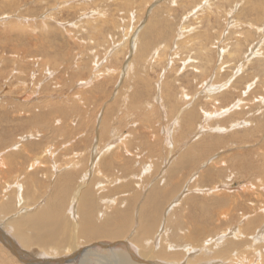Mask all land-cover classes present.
<instances>
[{
    "label": "rangeland",
    "instance_id": "1",
    "mask_svg": "<svg viewBox=\"0 0 264 264\" xmlns=\"http://www.w3.org/2000/svg\"><path fill=\"white\" fill-rule=\"evenodd\" d=\"M206 4L208 7L202 13L201 10ZM78 23L80 24L78 25ZM124 30H127V33ZM185 31L190 33L186 34ZM132 32L133 34H131ZM236 33H241V36L237 37L239 34ZM138 39L139 41H137ZM238 41L239 54L237 57L235 56L237 59L221 55L224 47H228L230 50L234 49ZM138 42L139 46H137ZM177 42H179L178 46ZM261 42L263 43L261 44ZM184 43L190 44L191 47L186 48ZM260 46L261 51L259 50ZM118 48L120 54L116 58H120H112L110 54ZM174 48L179 49L174 50ZM258 52H260L259 56ZM155 53L157 57L154 55ZM176 53H178L177 56ZM171 58L175 65L171 62ZM105 63L107 64L105 65ZM132 64H134L133 67H131ZM150 64L152 65L150 66ZM133 68L135 69L133 70ZM110 71H112V75L114 74L113 76ZM234 73H238V75L236 76ZM215 77L217 78L215 79ZM162 79L165 83L161 81ZM233 79L236 82H233ZM92 80L93 82H91ZM229 80L232 82V88L224 89L223 92L221 86ZM159 82L162 83L160 90ZM250 82L253 83L252 89L254 90L246 88ZM205 84L218 87L221 92L212 90L211 93L209 91L210 94L215 95L210 99L211 96L204 92L206 91ZM161 85L165 87L163 88ZM241 96L249 98L244 113L241 112L242 109L237 110L241 112L239 117L243 118L247 124L231 128V124L228 123L233 119H229L226 115L224 125L228 129L225 127L223 133L213 132V128L215 130L218 125V117L206 121L205 117L203 118L206 111L223 112L231 109L230 107L233 109L235 103L230 102L236 101V98ZM263 102L264 0H0V155L4 153L2 150L7 149L5 150L6 156L2 159H6V165L9 168L0 174V199L7 200L11 204L12 213L9 214L8 219L15 214L16 210L21 212L22 209H25L23 208L25 206H33L29 207L31 213L45 207L44 204L55 207L57 202L55 201L54 205L50 195L57 189V184L60 182L58 173L60 172L55 170L54 166L56 163L66 166L67 164L63 165L64 159H72L77 153L79 158L83 154V157L87 155L84 157L86 158L84 164L86 163L85 165L88 166L87 173L83 176L89 183L86 187L93 190L97 196L98 210L103 212L97 213L98 218H101V222L98 221L99 224H102L109 216L112 221L117 210L127 208H130L129 215L126 217L128 222L133 220V216L137 222L139 221V204H135V201L140 199L141 205L152 186L170 187L167 186L168 183H165L166 178L163 179L161 176L163 172H160L161 169L167 170L163 160L169 155L171 157L169 145L173 143L172 145H177V150H180L195 142L194 147L200 149L196 144L197 140L201 141L202 139L203 143H213V145L208 151L203 152L202 157L197 154L196 157H192L193 163H191L190 169L186 168L178 173L180 174V183L172 182V188L166 193V200H161L160 207L162 209L165 207L164 210L166 209L168 213L170 207L171 209L173 207L171 205L179 197H182V202L171 211L176 216L186 217L188 215L195 219L204 212L202 208L209 207L211 214L220 217V220L216 222L208 220L203 223L204 227H207L205 230H229L230 224L235 227L243 225L247 233V238L244 237V239L246 238V241L249 239L247 245L244 246L250 247L248 252L250 254L245 255L248 261L252 260L253 264V258L262 254V251L264 252V242L258 244L251 242L254 234L263 228L264 221L261 224L262 227L260 224H255V228L244 224L250 216H254V223L264 220V214L260 215V208L264 207V183H262L264 181ZM190 108L196 109L191 110ZM183 110H186L184 115L181 113ZM192 111L197 112L195 120L188 116L193 113ZM238 112L233 115L234 121L239 118ZM112 113L115 114L112 115ZM145 114L150 123L147 120L140 123V115L143 117L146 116ZM178 114L181 115L180 119ZM43 118L45 121L42 122ZM105 121L111 123L110 127ZM39 123L43 124L39 125ZM112 125L113 127H111ZM210 125L213 127L211 128ZM186 126L189 128L187 129ZM92 127L94 131L91 130ZM112 128L115 132L111 130ZM169 128L173 129L169 131V135H166L164 130ZM203 128L206 129L203 130ZM70 131L71 133H69ZM111 131L113 134H110ZM73 132H75L74 136ZM119 141L122 142L121 145L128 143L126 149L122 146L114 151L113 155L107 153L106 156L101 157L100 168L97 172H94L93 169L91 173V159L95 150L104 151L106 142H114L115 145H118ZM142 141H145V144ZM108 143L106 144L108 145ZM53 144H56V147ZM7 146L8 148H6ZM47 146L48 151L54 152V157L50 155L51 152H47ZM79 146L81 147L79 148ZM60 151L66 154L62 156ZM127 151H130L132 155L128 157ZM67 152L69 156H67ZM175 153L174 157L179 156ZM36 156L43 157V160L34 161ZM106 157L108 158L107 163L110 164H108L109 168H106L107 163L103 161ZM38 161H43L42 164H45L38 166L35 163ZM202 161L204 162L202 163ZM0 162H2L1 158ZM143 162L152 164L153 170L151 171L153 173L150 171L144 178H142V174L140 177L142 179H137L135 177L141 170ZM201 163V170L209 164V169H219L220 171L218 173L209 171L211 175L203 178L198 177V173H195L194 177H190V180L188 179L183 185V180L187 176H191V172ZM238 164H244L246 170L241 169ZM175 168L178 169L174 167V170H176ZM1 169H4L3 165L0 166ZM40 170L43 172L41 173ZM66 171L68 170L66 169L63 174ZM130 174H135V176ZM178 174L176 171L175 177ZM195 175H197L198 181L193 184V180L197 178ZM82 178L78 177L71 181V183H75H72L71 186H75L72 187V192L68 191L69 195L66 194L68 198H65L66 211H63L64 215L67 212L69 214V207L71 204L73 207L74 202H77L74 190L78 186L84 185ZM151 178L154 179L151 180ZM68 182L67 180L66 183L70 186ZM15 183H20L26 188L25 191L23 190L24 196L22 197L27 203L23 204L22 208L18 206L19 195L16 193L18 190ZM238 183L241 184L240 187H237ZM223 184H234V186H231L233 188L229 191L224 190L217 194H201L197 191L217 188ZM242 186L245 188L242 189ZM38 187L41 188L37 189ZM177 192L179 193L175 195ZM70 196L75 197L76 200L70 199ZM107 200L110 203H112L111 201L115 203L107 208L105 204ZM129 203L130 205H128ZM134 204L136 205L135 212L131 208ZM79 205L80 203L78 207ZM76 212L78 216V211ZM102 214H104V221H102ZM223 214L226 217H223ZM123 217L125 218V216ZM76 218L79 219V217ZM163 224L164 218H162L158 229L156 228V232L161 231ZM136 226L139 225L136 223L135 227L126 228V237H132ZM162 231V236L170 233V231ZM106 240L110 242L109 239ZM239 240L242 241L243 238ZM99 241L101 240H97V242ZM0 247L3 249L2 244ZM260 251L261 253H259ZM205 259L204 257L202 260H190L196 264L213 260L211 257Z\"/></svg>",
    "mask_w": 264,
    "mask_h": 264
},
{
    "label": "bare ground",
    "instance_id": "2",
    "mask_svg": "<svg viewBox=\"0 0 264 264\" xmlns=\"http://www.w3.org/2000/svg\"><path fill=\"white\" fill-rule=\"evenodd\" d=\"M181 1V0H180ZM173 2V1H172ZM205 2V1H204ZM174 3V2H173ZM175 4V3H174ZM204 5V4H203ZM208 5L206 4L204 6V8L198 9L201 10V12L203 13L205 11V9H207ZM156 8V7H155ZM200 8V7H199ZM198 12V11H197ZM93 13V12H92ZM95 13H97L95 11ZM100 13V12H99ZM98 13V14H99ZM239 13V12H238ZM233 14V13H232ZM230 14V15H232ZM104 15V14H103ZM229 15V16H230ZM90 16V15H89ZM105 16V15H104ZM235 17V16H234ZM86 18V17H84ZM83 18V19H84ZM230 18V17H229ZM94 19V17H93ZM100 19V17H99ZM81 20V19H80ZM96 20V19H95ZM93 20V21H95ZM231 20V19H230ZM235 20V19H234ZM92 21V20H91ZM147 21V20H146ZM82 23V22H81ZM94 23V22H93ZM234 23V22H233ZM80 23H78L79 25ZM87 24V23H86ZM82 25V24H81ZM89 25V24H87ZM91 26V25H90ZM232 26V25H231ZM249 26V25H248ZM15 27V26H13ZM89 27V26H88ZM183 28V27H182ZM181 28V29H182ZM231 28V27H230ZM16 29V27L14 28ZM79 29V28H77ZM263 29V28H262ZM232 30V29H231ZM242 30V29H241ZM125 32L127 30H124ZM143 31V30H142ZM187 31V30H186ZM185 31V32H186ZM14 32V31H13ZM241 32V31H240ZM127 33V32H126ZM180 33V32H179ZM183 33V32H181ZM190 33V32H188ZM186 32V34H188ZM133 34V32L131 33ZM142 34V33H140ZM184 34V33H183ZM234 34V33H233ZM237 35L239 34L240 37L241 33H236ZM144 35V34H143ZM178 35V34H177ZM223 35V34H222ZM125 37V36H124ZM137 37V36H136ZM139 37V36H138ZM176 37V36H175ZM174 37V38H175ZM179 37V36H178ZM184 37V35H183ZM126 38V37H125ZM128 38V37H127ZM221 38V37H220ZM129 39V38H128ZM131 39V38H130ZM137 39V38H135ZM177 40V39H176ZM182 40V38H181ZM180 40V41H181ZM91 41V40H90ZM139 41V39L137 40ZM178 41V40H177ZM125 43V42H124ZM128 43V42H127ZM182 43V42H181ZM218 43V42H217ZM239 43V41L236 43L235 48L234 49H229L228 47H224L221 55H223V57H225L226 55H228L229 57H237V55L239 54V49L237 44ZM263 42H261L262 44ZM126 44V43H125ZM139 42L137 43V46ZM175 44V43H174ZM179 42L176 43V45L178 46ZM93 45V44H92ZM118 45V44H117ZM216 45V44H215ZM124 46V45H123ZM184 46L186 48L191 47L190 44L188 43H184ZM194 46V45H193ZM258 46V45H257ZM94 47V46H93ZM116 47V46H115ZM114 47V48H115ZM120 48V47H119ZM115 49L113 51L112 54H110L112 56V58L114 57L115 59H119L116 58L120 53V49ZM128 48V47H127ZM130 48V47H129ZM128 48V49H129ZM176 48H174L175 50ZM179 49V48H178ZM176 49V50H178ZM124 50V48H123ZM138 50V49H137ZM253 50V49H252ZM251 50V51H252ZM258 50V48H257ZM261 51V46L260 49ZM130 51V50H129ZM134 51V50H133ZM250 51V50H249ZM200 52V51H199ZM131 53V51H130ZM157 53V52H156ZM156 53L154 55H156ZM258 52V56H259ZM128 54V53H127ZM134 54V53H133ZM141 54V53H140ZM246 54V53H245ZM123 55V54H122ZM153 55V54H152ZM176 56L178 55V53L175 54ZM108 56V55H107ZM109 59V57H107ZM121 56V55H120ZM127 56V55H126ZM202 56V55H201ZM134 57V56H133ZM136 57V56H135ZM157 57V55H156ZM205 57V55H204ZM228 57V58H229ZM235 57V58H236ZM105 58V59H106ZM248 58V57H247ZM252 58V57H251ZM156 59V58H155ZM154 59V60H155ZM159 59V57H158ZM162 59V58H161ZM172 59V58H171ZM205 59V58H204ZM220 59V58H219ZM227 59V58H225ZM237 59V58H236ZM235 59V60H236ZM245 59V58H244ZM249 59V58H248ZM125 60V59H124ZM130 60V59H129ZM157 60V59H156ZM200 60V59H199ZM208 60V59H207ZM222 60V59H221ZM108 61V60H106ZM110 61V59H109ZM113 61V60H112ZM118 61V60H117ZM128 61V60H127ZM151 62V61H149ZM170 62V61H169ZM171 62L174 63L173 59L171 60ZM197 62V61H196ZM226 62V61H225ZM251 62V60H250ZM127 63V62H125ZM145 63V62H144ZM188 63H190L188 61ZM200 63V62H199ZM224 63V62H223ZM239 63V62H238ZM244 63V62H243ZM249 63V62H248ZM107 63H105L106 65ZM135 64V63H134ZM131 65V67H133V65ZM141 64V63H140ZM194 64V63H193ZM222 64V63H221ZM246 64V63H245ZM110 65V64H109ZM124 65V64H123ZM138 65V64H136ZM152 64H150L151 66ZM175 65V63H174ZM172 65V66H174ZM220 65V64H219ZM95 66V65H94ZM98 66V65H97ZM122 66V65H121ZM143 66V65H141ZM147 66V65H146ZM244 66V65H243ZM106 67V66H105ZM125 67V66H124ZM127 67V66H126ZM136 67V66H135ZM170 67V66H169ZM97 68V67H96ZM100 68V66H99ZM102 68V67H101ZM104 68V66H103ZM121 68V67H120ZM185 68V67H184ZM241 68V67H240ZM243 68V67H242ZM241 68V69H242ZM245 68V67H244ZM129 69V67H128ZM135 68H133L134 70ZM142 69V68H141ZM238 69V68H237ZM236 69V70H237ZM110 70V69H109ZM126 70V69H125ZM130 70V69H129ZM138 70V68H137ZM143 70V69H142ZM170 70V69H168ZM175 70V69H174ZM180 70V69H179ZM222 70V69H220ZM100 71V70H99ZM103 71V70H102ZM115 71V70H114ZM124 71V70H123ZM171 71V70H170ZM225 71V70H224ZM112 71H110L111 73ZM144 72V71H143ZM147 72V71H145ZM217 72V71H216ZM104 73V72H103ZM106 73V72H105ZM137 73V72H136ZM165 73V72H164ZM107 74V73H106ZM121 74V73H120ZM166 74V73H165ZM215 74V73H214ZM236 76L238 75V73H234ZM105 75V74H104ZM109 75V74H108ZM114 75V74H113ZM111 73V76H113ZM129 75H130V71H129ZM136 75V74H135ZM142 75V74H141ZM145 75V74H144ZM182 75V74H181ZM128 76V74H127ZM163 76V75H162ZM216 76V75H215ZM241 76V75H240ZM110 77V76H109ZM119 77V76H118ZM121 77V76H120ZM134 77V76H133ZM136 77V76H135ZM169 77V76H168ZM214 77V76H213ZM231 77V76H230ZM111 78V77H110ZM126 78V77H125ZM128 78V77H127ZM159 78V77H158ZM180 78V77H179ZM217 77H215L216 79ZM236 78V77H233ZM239 78V77H237ZM241 78V77H240ZM123 79V77H122ZM130 79V78H129ZM143 79V78H142ZM181 79V78H180ZM231 79V78H229ZM98 80V79H97ZM165 80V79H164ZM145 81V79H144ZM163 81V79L161 80ZM221 81V80H220ZM226 81V80H225ZM93 82V80L91 81ZM146 82V81H145ZM157 82V81H156ZM164 82V81H163ZM176 82V80H175ZM180 82V81H179ZM210 82V81H209ZM233 82L234 81L233 79ZM165 83V82H164ZM221 83V82H220ZM223 83V82H222ZM221 83V84H222ZM147 84V83H146ZM149 84V83H148ZM160 83L159 82V90H160ZM249 84V85H248ZM247 87L249 90H251L253 88V83H248ZM213 85V84H212ZM163 88L165 87L164 85ZM170 86V85H169ZM176 86V85H175ZM206 86V94L210 95V99L212 97H214L215 95L210 94V92L212 93V90H216V91H220V89L209 86L208 84H205ZM221 86V85H220ZM82 87V85H81ZM80 87V88H81ZM102 87V85H101ZM145 87V86H144ZM168 87V86H167ZM204 87V86H203ZM236 87V86H235ZM84 88V87H83ZM148 88V87H147ZM215 88V89H214ZM220 88V87H219ZM232 88V82L231 80L227 81L226 83L222 84L221 86V90L224 92V89H231ZM151 89V88H150ZM173 89V88H172ZM101 90V89H100ZM165 90V89H164ZM176 90V89H175ZM185 90V88H184ZM182 90V91H184ZM205 90V89H204ZM228 90V91H229ZM247 90V89H246ZM248 90V91H249ZM254 90V89H252ZM99 91V90H98ZM142 91V90H141ZM146 91V89H145ZM170 91V90H169ZM210 91V92H209ZM235 91V89H234ZM150 92V91H149ZM155 92V91H154ZM221 92V91H220ZM227 92V91H226ZM246 92V91H245ZM146 93V92H145ZM242 93V92H241ZM251 93V92H250ZM147 94V93H146ZM164 94L165 91H164ZM221 94V93H220ZM219 94V95H220ZM252 94V93H251ZM135 95V94H134ZM159 95V94H158ZM183 95H187V94H183ZM196 95V94H195ZM246 95V94H245ZM144 96V95H143ZM167 96V95H166ZM249 96V95H248ZM186 97V96H185ZM139 98V97H138ZM155 98V97H154ZM162 98V97H160ZM134 99V98H133ZM184 99V98H183ZM193 99V98H192ZM196 99V98H195ZM199 99V98H198ZM208 99V98H206ZM163 100V99H162ZM181 100V99H180ZM187 100V99H186ZM205 100V99H204ZM248 100L249 98H243V96L241 97H237L236 101L230 102V103H235V105H233V109L232 107H230L231 109L228 110H224L223 112L220 111H212V112H207L205 113V115L203 116V118L205 117L206 121H210L213 120L214 118L218 117V122H217V126L216 129L214 130L213 128V132L215 131L216 133H223L222 131H224V128L226 127L224 125L225 123V117L226 115L229 117V119H233L231 121H229L231 124V128L232 127H237V126H241V125H246L247 122L244 121L243 118L239 117V115L241 114V112L244 111V109L247 107L248 105ZM135 101V100H133ZM140 101V100H139ZM161 101V100H159ZM170 101V100H169ZM184 101V100H183ZM194 101V100H192ZM252 101V100H251ZM144 102V101H141ZM189 102V101H188ZM139 103V102H138ZM161 103V102H160ZM190 103V102H189ZM195 103V102H194ZM251 103V102H250ZM264 103V102H263ZM132 104V103H131ZM135 104V103H134ZM175 104V103H174ZM193 104V103H192ZM130 105V104H129ZM194 105V104H193ZM213 105V104H212ZM112 106V105H111ZM141 106V104H140ZM143 106V105H142ZM109 108H112L110 106H108ZM129 107V106H128ZM145 107V106H144ZM192 107V106H190ZM195 107V106H194ZM107 108V107H106ZM153 108V107H152ZM197 108V107H196ZM196 108H190L192 109H196ZM202 108V107H201ZM219 108V107H218ZM217 108V109H218ZM226 108V107H225ZM134 109V108H133ZM136 109V108H135ZM162 109V108H161ZM189 109V106H188ZM203 109V108H202ZM223 109V107H222ZM242 109L241 112H238L237 110ZM198 110V109H197ZM114 111V110H113ZM127 111V110H126ZM125 111V112H126ZM184 111L183 110L181 113L182 115H184ZM202 112V110H200ZM199 111V112H200ZM222 111V110H221ZM52 112V111H50ZM129 112V110H128ZM193 112V111H192ZM238 112V119L234 121L233 115L234 113ZM60 113V112H59ZM111 113V112H110ZM197 112L194 111L193 113H190L188 115L189 118H191L192 120H195V114ZM244 113V112H243ZM108 114V113H107ZM115 113H112V115ZM143 115V114H142ZM141 116L140 119V123L144 122V120L149 121L148 116ZM176 115V114H175ZM247 115V114H246ZM128 116V115H127ZM180 114H178V117L180 119ZM197 116V115H196ZM107 117V116H106ZM110 117V116H109ZM200 118V116H199ZM198 118V119H199ZM253 118V117H252ZM256 118V117H255ZM37 119V118H36ZM44 119V118H43ZM113 119V117H112ZM248 119V118H247ZM257 119V118H256ZM104 120V119H103ZM107 120V119H106ZM109 120V119H108ZM188 120V119H187ZM186 120V121H187ZM45 121L42 120V122ZM112 121V120H110ZM139 121V120H138ZM137 121V122H138ZM253 122V120H251ZM48 122V121H46ZM115 122V121H114ZM38 123V122H37ZM36 123V124H37ZM105 123L107 124L108 122L105 121ZM136 123V122H135ZM139 123V124H140ZM146 123V122H145ZM150 123V121H149ZM188 123V122H187ZM237 123V124H236ZM254 123V122H253ZM260 123V122H259ZM262 123V122H261ZM35 124V123H34ZM41 123H39L40 125ZM43 124V123H42ZM41 124V125H42ZM96 124V123H95ZM94 124V125H95ZM105 124V125H106ZM108 123L107 125L109 126ZM185 124V123H183ZM189 124V123H188ZM192 124V123H191ZM198 124V123H197ZM200 124V123H199ZM207 124V123H206ZM210 124V123H209ZM38 125V126H39ZM49 125V123H48ZM131 125V124H129ZM146 125V124H145ZM177 125V124H176ZM186 125V124H185ZM190 125V124H189ZM195 125V124H194ZM35 126V125H34ZM47 126V124H46ZM103 126V125H102ZM134 126V125H133ZM132 126V127H133ZM198 126V125H197ZM200 126V125H199ZM198 126V127H199ZM204 126V125H203ZM202 126V127H203ZM110 127V126H109ZM113 127V125L111 126ZM150 127V126H149ZM152 127V126H151ZM150 127V128H151ZM175 127V126H174ZM208 127V124H207ZM210 127L212 128L213 126L210 125ZM229 127V126H228ZM56 128V127H55ZM101 128V127H100ZM103 128V127H102ZM187 128V126H186ZM189 128V127H188ZM187 128V129H188ZM227 128V127H226ZM230 128V129H231ZM250 128V127H249ZM247 128V129H249ZM264 128V127H263ZM36 129V128H35ZM93 129V127L91 128V130ZM105 129V128H104ZM114 128H112L111 130H113ZM173 129V128H171ZM166 129L164 131H166V135H169V131L171 130ZM206 128H203V130H205ZM208 129H210L208 127ZM228 129V128H227ZM225 129V130H227ZM234 129V128H233ZM236 129V128H235ZM241 129V128H240ZM45 130V129H44ZM47 130V129H46ZM49 130V129H48ZM60 130V129H59ZM101 130V129H100ZM94 131V129H93ZM92 131V132H93ZM96 131V129H95ZM114 131V130H113ZM113 131H111L113 134ZM175 131V130H174ZM196 131V130H194ZM229 131V130H228ZM104 132V131H103ZM115 132V131H114ZM172 132V131H171ZM234 132V131H233ZM27 133V132H26ZM30 134V132H28ZM38 133V132H37ZM71 133V131L69 132ZM73 132V136H74ZM199 133V132H198ZM66 134V133H65ZM87 134V133H86ZM105 134V133H104ZM109 134V133H107ZM129 134V133H128ZM184 134V133H183ZM200 134V133H199ZM226 134V133H225ZM38 135V134H37ZM69 135V134H68ZM67 135V136H68ZM71 135V134H70ZM76 135V134H75ZM95 135V133H94ZM97 135V134H96ZM133 135V134H132ZM174 135V134H173ZM180 135V134H179ZM210 136V134H208ZM215 135V134H214ZM213 135V136H214ZM223 135V134H222ZM31 136V134H30ZM42 136V135H41ZM84 136V135H82ZM103 136V135H102ZM126 136V134H125ZM131 136V134H130ZM137 136V134H136ZM135 136V137H136ZM142 136V135H141ZM183 136V135H182ZM196 136V135H195ZM194 136V137H195ZM200 136V135H199ZM203 136V135H201ZM220 136V135H219ZM23 137V136H22ZM60 137V136H59ZM70 137V136H69ZM76 137V136H75ZM73 137L75 140L76 138ZM92 137V136H91ZM140 137V136H139ZM181 137V136H180ZM204 137L205 134H204ZM72 138V137H71ZM94 138V137H92ZM97 138V136H96ZM126 138V137H125ZM38 139V138H37ZM36 139V140H37ZM68 139V138H67ZM80 139V138H79ZM82 139V138H81ZM102 139V138H101ZM131 139V138H130ZM177 139V138H176ZM175 139V140H176ZM187 139V138H186ZM55 140V139H54ZM66 140V138H65ZM69 140V139H68ZM67 140V141H68ZM83 140V139H82ZM86 140V139H85ZM98 140V138H97ZM140 140V139H139ZM183 140H185V138H183ZM207 140V138H206ZM90 141V140H89ZM93 141V139H92ZM91 141V142H92ZM101 141V140H100ZM99 141V142H100ZM122 141V140H121ZM121 141H119L120 143H118V145H115L114 142H106L108 143V145L105 143V149L104 151H98L95 150V152L93 153L92 159H91V166H90V172L92 173V170L94 169V172L98 171V168H100L99 166H101V161L100 158L106 156L107 153H110L111 155H113L114 151L118 150L119 147H122L124 149H126V146L128 145V143H124L121 145ZM134 141V140H133ZM172 141V140H171ZM177 141V140H176ZM179 141V140H178ZM191 141V139H190ZM201 139V141L197 140V144L198 147L200 149H197V147L195 146V142L193 144H191L190 146H187L186 148L177 150V145H169V154L171 153V157L170 155L168 157H166V159L163 160V162L166 164V168L167 170L164 171L163 169H161L163 172L162 173V178H166L165 179V183L167 184V186L169 185L170 187H156V186H152L151 189L148 192V196H146L145 201L140 205L139 200L135 201V204H139V221H135V216H133V220L130 221V223L128 222V218H126L129 215V211L130 208L124 209V210H117L116 211V216L114 217V219L111 221L110 216L105 220L104 214H102V218L104 221L102 224H99L100 219L98 218V212L99 214L103 213L102 211L98 210V205H97V196L95 194V192L93 190H90L89 187H86L88 181L87 178H85L83 175L87 173V167L84 162L86 161L84 157H87L83 155H81L82 157L79 158V155H74V157L72 159H64V164H67L66 166H62L61 164H57L54 166L55 170H58L60 173H58V178L60 177V182L59 184H57V189L55 191V193H52L51 198L53 199V204L56 201V206L52 207V205L48 204L47 201V206L44 204L43 208H39L34 212H30L29 207H33V206H25L22 209V211L20 212V210H16L15 214L8 219V216L10 213H12V209L10 208L11 204L10 202H8L7 200L5 201L4 199H0V244H2V247H0V264H196L194 261L190 260V259H196V260H202V258H213V260L209 261V262H204L203 264H252V260L248 261L247 257L245 254H250L249 252V248L248 246H244L248 240L246 241V232L244 229V226H239V227H235L233 224H230L229 226V230L225 229V230H205L207 229V227H204V224L206 221L208 220H212V221H218L220 220V217H217L214 214H211L210 208L209 207H204L202 208L204 212L201 213V216L199 214L198 218L195 217V219L188 217V215L186 217L182 216V217H178L176 216L174 213H171V211L174 210V207L178 204H180L182 202V197H179V199H177L176 202L173 203L172 209L170 207V211H168V213L166 212V209L164 210V208L162 209L160 207V203L161 200L164 199L166 200L165 195L167 196V192L171 190L172 185H173V181L179 182L181 179H179L180 174L182 171H184V169L186 168H191V163H193V159L192 157H196L195 155H203V152L205 153V151H208L209 148L213 145V143L209 144V143H203ZM216 141V140H215ZM103 142V141H102ZM132 142V139H131ZM145 142V141H144ZM142 141V143H144ZM168 142V141H167ZM184 142V141H183ZM207 142V141H206ZM141 143V144H142ZM170 143V142H169ZM176 143V142H174ZM181 143V142H180ZM27 144V143H26ZM29 144V143H28ZM72 144V143H71ZM145 144V143H144ZM168 144V143H167ZM184 144V143H183ZM182 144V145H183ZM30 145H34V144H30ZM54 145V144H53ZM52 145V146H53ZM103 145V144H102ZM121 145V146H120ZM130 145V144H129ZM160 145V144H159ZM187 145H189V143H187ZM17 146V145H16ZM56 147V144L54 145ZM84 146V144H83ZM88 146V145H87ZM117 146V147H116ZM125 146V147H124ZM186 146V144H185ZM11 147V146H10ZM81 146H79L80 148ZM86 147V145H85ZM99 147V146H98ZM116 147V148H115ZM8 148V146L6 147ZM72 148V147H71ZM70 148V149H71ZM78 148V150H80ZM104 148V146H103ZM102 148V149H103ZM160 148V147H159ZM180 148V147H179ZM47 152H51L50 155L52 156L54 152L52 151H48V146H47ZM50 149V148H49ZM85 149V148H84ZM83 149V150H84ZM122 149V148H121ZM5 150H2L3 155H0L1 161L0 162V166H4V169L0 170V174L1 172H3L4 170H9L8 166L6 165V159L2 157L6 156L5 155ZM57 150V149H55ZM74 150V149H73ZM76 150V148H75ZM74 150V151H75ZM196 152H195V151ZM54 151V149H53ZM62 151V150H61ZM60 151V153H62ZM184 151V152H183ZM194 151V152H193ZM46 152V153H47ZM58 152V151H57ZM88 152V151H87ZM124 152V151H122ZM128 152V151H127ZM164 152V151H163ZM176 152V153H175ZM183 152V153H182ZM56 153V152H55ZM71 153V152H70ZM119 153V152H118ZM125 153V152H124ZM133 153V152H132ZM174 153L176 155H179L177 157H174ZM57 154V153H56ZM63 154V153H62ZM66 154V153H65ZM65 154H63L62 156H64ZM89 154V153H88ZM109 154V155H110ZM117 154V153H116ZM251 154V153H250ZM59 155V154H57ZM72 156V154H70ZM123 155V154H122ZM131 152L129 151L127 156H131ZM206 155V154H205ZM43 156V155H42ZM48 156V155H47ZM60 156V155H59ZM57 156V157H59ZM61 156V158H62ZM67 156H69V153L67 152ZM89 156V155H88ZM120 156V155H119ZM135 156V155H134ZM9 158H12L11 156H8ZM54 157V155H53ZM52 157V158H53ZM56 157V158H57ZM122 157V156H121ZM202 157V156H201ZM215 157V156H214ZM8 158V159H9ZM36 158V159H35ZM34 161L43 160V157H35ZM47 158V157H46ZM124 158V157H123ZM51 159V157H50ZM122 159V158H121ZM203 159V158H202ZM201 159V160H202ZM213 159V158H212ZM211 159V160H212ZM60 160V159H57ZM206 160V159H205ZM204 160V161H205ZM33 161V162H34ZM54 161V160H53ZM104 163L108 162V158L106 157ZM125 161V160H123ZM202 161V163L204 162ZM207 161V160H206ZM214 161V160H213ZM212 161V162H213ZM217 161V160H216ZM66 162V163H65ZM195 162V161H194ZM38 166H40L43 161H38L35 162ZM47 163V162H46ZM144 163V162H143ZM202 163L198 166H196V168L194 169L191 176H187V178H185L183 180V185L186 184L187 180H190V177H194L195 173H198V177H205V176H209L210 172H214V171H220L219 169L216 170H212L211 168H208V165L204 166V169L201 170L200 167L202 166ZM207 163V162H206ZM224 163V162H223ZM236 163V161H235ZM238 163V162H237ZM243 163V162H242ZM248 163V162H247ZM45 164V163H44ZM42 164V165H44ZM90 164V163H89ZM109 163H107L106 168H109L108 166ZM199 164V163H198ZM205 164V163H204ZM203 164V165H204ZM34 165V164H33ZM110 165V164H109ZM114 165V164H113ZM141 165V164H140ZM196 165V164H195ZM211 165V164H210ZM241 169L246 170L244 164H238ZM83 166V167H82ZM86 166V167H84ZM104 166V165H103ZM102 166V167H103ZM115 166V165H114ZM142 168L141 170H139L138 174L136 175L135 178L137 179H142L144 178V176H146L148 174V172H150L151 170H153V166L152 164H147L144 163L143 165H141ZM193 166V164H192ZM33 167V166H32ZM65 167V168H64ZM81 167V168H80ZM105 167V166H104ZM174 167H177L178 169L174 170ZM213 167V166H212ZM239 167V168H240ZM105 168V169H106ZM217 168V167H216ZM47 169V168H46ZM65 174H63V172H65ZM193 169V168H192ZM110 170V169H109ZM108 170V171H109ZM126 170V169H125ZM171 170V172H170ZM33 171V170H32ZM41 171V170H40ZM54 171V170H53ZM100 171V169H99ZM177 171L178 176L176 175L175 177V173ZM198 171V172H197ZM43 171H41L42 173ZM89 172V174H90ZM137 172V171H136ZM153 173V171H151ZM35 173V172H34ZM33 173V175H34ZM37 173V171H36ZM39 173V172H38ZM133 173V172H131ZM157 173V172H155ZM154 173V174H155ZM172 173V174H171ZM52 174V173H51ZM55 174V173H54ZM61 174V176H60ZM143 174V177H141V175ZM161 174V173H160ZM206 174V175H205ZM215 174V173H214ZM31 175V174H30ZM132 176H135V174H130ZM157 175V174H155ZM211 175V174H210ZM36 176V174H35ZM54 176V175H53ZM82 176L84 177V180L82 178ZM92 176V175H91ZM150 177V175H148ZM158 176V175H157ZM215 176V175H213ZM46 177V176H45ZM55 177V176H54ZM78 177L82 178V181L84 183L83 186H78L74 192L76 193L75 197L77 199V202H74L73 207L72 204L69 207L70 209H68L69 214L72 215V217L74 218L72 220V217H70V215L68 214V212L64 215L63 211H66V197L69 192V190H73L71 186L72 183L71 181H73L74 179H77ZM95 177V176H94ZM195 177H197V175H195ZM198 177L193 180V184L196 183L198 181ZM212 177V176H211ZM38 178V177H37ZM40 178V177H39ZM38 178V179H39ZM52 178V176H51ZM62 178V179H61ZM107 178V177H106ZM112 178V177H111ZM159 178V177H158ZM36 179V178H35ZM147 179V178H146ZM149 179V178H148ZM154 178H151V180H153ZM160 179V178H159ZM163 179H161L163 181ZM31 180V179H30ZM41 180V179H40ZM55 180V179H54ZM62 180V181H61ZM69 181L68 183L70 184V186L66 183V181ZM121 180V179H119ZM150 180V181H151ZM156 180V179H155ZM32 181V180H31ZM36 181V180H34ZM56 181V180H55ZM64 181V182H63ZM158 181V180H157ZM41 182V181H39ZM108 182V181H107ZM160 182V181H159ZM31 183V182H30ZM37 183V182H36ZM62 183V185H60ZM82 183V184H83ZM152 183V182H151ZM158 183V182H157ZM180 183V182H179ZM189 183V182H188ZM191 183V182H190ZM189 183V184H190ZM220 183H225V182H220ZM264 183V181L262 182ZM39 185V183H37ZM36 184V185H37ZM75 184V183H73ZM165 184V185H166ZM81 185V184H80ZM182 185V187H183ZM241 184H237V187H240ZM31 187V185H29ZM62 186V187H61ZM234 186L233 185H225L223 184L222 186H218L217 188H212L209 190H197L198 193H206V194H213V193H218V192H222L224 190H231ZM13 187V186H12ZM15 187H17V194L18 196V206L19 208H22L23 204L25 205L27 203V201L25 200V198H23L22 196H24V191H25V187L23 185H21L20 183H15ZM32 187H34L32 185ZM58 187H60V189H58ZM128 187V186H127ZM131 187V186H130ZM7 188V186H6ZM41 187H38L37 189H40ZM242 189L245 188V186L241 187ZM31 189V188H30ZM35 189V188H34ZM33 189V191H34ZM10 190V189H9ZM24 190V191H23ZM58 190V191H57ZM37 192V191H36ZM249 192V191H248ZM15 193V194H16ZM39 193V191H38ZM179 192H177L175 195H177ZM185 193V192H184ZM189 193V192H188ZM191 193V192H190ZM43 195V194H42ZM45 195V194H44ZM56 195V196H54ZM69 195V194H68ZM141 195V194H140ZM73 196V194H72ZM72 198L71 196L69 197L70 199H75ZM68 198V197H67ZM107 198V197H106ZM135 198V197H134ZM133 198V199H134ZM176 198V197H175ZM218 198V197H217ZM7 199L9 200V198L7 197ZM34 199V198H33ZM52 199H50L52 201ZM75 199V200H76ZM105 199V198H104ZM171 199V198H170ZM169 199V200H170ZM173 199V198H172ZM186 199V198H185ZM16 200V199H15ZM49 200V199H48ZM131 200V199H130ZM227 200V199H226ZM71 201V200H70ZM127 201V200H126ZM125 201V202H126ZM189 201V199H188ZM191 201V200H190ZM228 201V200H227ZM50 202V201H49ZM69 202V201H67ZM112 203H110L108 200L107 202L105 201V204L107 205V208L110 207L111 205H113L115 202L111 201ZM165 202V201H164ZM218 202V201H217ZM52 203V202H51ZM70 203V202H69ZM80 203L79 207L78 204ZM127 203V202H126ZM132 203V202H131ZM168 203V202H167ZM131 206L132 210L135 212L136 210V205ZM218 204V203H217ZM220 204V203H219ZM223 204V203H222ZM55 205V204H54ZM53 205V206H54ZM100 205V204H99ZM130 205V203L128 204ZM221 205V204H220ZM41 206V205H40ZM69 206V204H68ZM67 206V208H68ZM169 206V205H168ZM17 207V205H16ZM127 207V206H126ZM18 208V207H17ZM169 208V207H168ZM180 208V207H179ZM214 208V207H213ZM96 209V211H95ZM138 210V209H137ZM184 210V209H183ZM78 211V216H77V212ZM182 211V210H181ZM259 211V208H258ZM76 212V213H75ZM126 212V213H125ZM177 212V211H176ZM123 213H125L123 215ZM164 213V215H163ZM208 213V214H207ZM218 214V213H217ZM264 214V207L260 208V215ZM125 216V218L123 216ZM195 216V214H194ZM197 216V215H196ZM223 217H226L225 214L222 215ZM76 217H79V219H77ZM260 217V216H259ZM162 218H164V224H163V228L161 229V231L159 232V230L156 232V230L158 229V226L162 220ZM253 220H255L254 216H250L244 225H249L251 227H254L255 224H262V222L264 221L262 219V221L258 222L256 221L255 223L253 222ZM99 221V222H98ZM159 222V224H158ZM258 222V223H257ZM138 224L139 226H136L135 230H134V234L132 235V237L128 238L126 237V228H133L135 227V224ZM140 223V224H139ZM127 224V225H126ZM158 224V226H157ZM263 225H261L262 227ZM260 227V228H261ZM157 228V229H156ZM255 228V227H254ZM257 229V228H256ZM162 230H166L167 233L166 235L162 236L163 231ZM128 231V230H127ZM172 231V233H171ZM196 232V233H195ZM208 232V233H207ZM157 235V236H156ZM255 236L252 237L251 242H256L257 244L260 242H264V226L262 229H259L258 232H256L254 234ZM126 237V238H125ZM208 237V238H207ZM244 237H246L244 239ZM242 241H240L239 239H242ZM106 239H109L110 242ZM97 240H101L99 242H97ZM169 243H168V242ZM203 243V244H202ZM247 245V244H246ZM37 247V248H35ZM5 248V249H4ZM248 250V251H247ZM264 250V249H263ZM256 253V252H255ZM261 253V251L259 252ZM252 254V253H251ZM198 257V258H195ZM205 259V260H206ZM254 263L253 264H264V252L262 251V254L257 255L256 258H253ZM221 261V262H219Z\"/></svg>",
    "mask_w": 264,
    "mask_h": 264
}]
</instances>
